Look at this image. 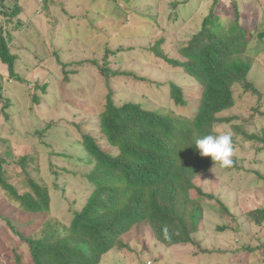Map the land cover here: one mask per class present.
Here are the masks:
<instances>
[{
    "label": "rangeland",
    "instance_id": "374dc122",
    "mask_svg": "<svg viewBox=\"0 0 264 264\" xmlns=\"http://www.w3.org/2000/svg\"><path fill=\"white\" fill-rule=\"evenodd\" d=\"M174 1L178 0H135L127 6L118 0H0V26L14 37L12 50L19 57L17 74L25 80L9 81L7 74L2 75L0 153L6 159L7 155L19 159L27 154V147L32 148L34 163L28 165V171L50 190L48 219L69 225L89 196L86 176L92 166L87 164L88 154L79 141L83 133H92L106 145L99 115L110 90L119 106L139 103L185 120L194 114L200 86L151 49L155 42L166 39L162 50L178 58V50L188 43L207 14V3L199 5V0H191L182 9L185 20L177 21L170 18ZM235 1L243 24L254 30L264 22V0ZM233 4L222 0L216 13L233 20ZM150 6L159 26L146 16ZM17 9L14 16L10 15ZM107 49L106 66L120 76L107 81L95 66H73L86 61L102 66ZM257 50L249 78L263 98L248 93L235 108L222 114L232 121L215 131L217 135L231 134L232 159L238 167L229 172L218 164L196 180L205 194H213L221 202L199 197L205 212L200 232L195 235L197 243L166 247L141 224L124 237L127 247H114L101 264H264V222L255 224V211L264 210V141L249 140L242 134L244 131L264 139V42ZM5 67L0 64V71ZM38 83L48 84L44 93ZM171 84L184 90L188 106L174 103ZM234 125L241 131L236 132ZM47 128L46 135L37 133ZM20 172L8 171L5 179L24 193L22 179L16 175ZM40 220V216L19 209L0 188V264H31L29 248L17 233L40 237L44 226Z\"/></svg>",
    "mask_w": 264,
    "mask_h": 264
},
{
    "label": "trees",
    "instance_id": "16d2710c",
    "mask_svg": "<svg viewBox=\"0 0 264 264\" xmlns=\"http://www.w3.org/2000/svg\"><path fill=\"white\" fill-rule=\"evenodd\" d=\"M118 1L127 6L135 3V0ZM190 1L172 2L170 18L185 20L182 9L190 5ZM221 1L199 0V5L207 3V14L188 43L178 50V58H171L162 50L166 39L155 42L151 49L155 56L182 70L200 86L197 107L190 119L139 103L119 106L109 89L105 108L99 115L100 133L106 145L92 133H83L80 137L79 142L89 157L87 164L92 166L86 176L90 193L82 209L74 212L69 225L48 219L52 202L50 190L28 171V165L34 163L32 148L27 147V154L19 159L14 155H7L9 159H6L0 153V188L19 209L40 216L41 224L44 223L40 237L17 233L21 243L29 248L31 264H101L105 254L114 247H127L124 237L136 232L141 224L146 225L152 238L166 247L197 243L195 235L200 232L205 212L199 197L221 202L196 185V180L215 163L210 156H200L195 142L205 135H217L218 126L230 124L232 120L222 114L235 108L246 94L263 98L249 74L256 64L259 52L256 48L264 42V22L254 30L243 24L235 0H231L234 19L220 16L216 8ZM17 11L19 9L10 15L14 16ZM147 13L159 26L152 6ZM4 27L0 26V64L6 67L0 71V99L5 74L9 81H25L17 74L19 57L12 50L14 37L6 34ZM109 51L107 49L102 66L96 61L73 66H95L109 81L111 77L120 76V72L106 66ZM61 65L67 67V64ZM123 75L133 77L134 74ZM137 80L148 81L146 78ZM37 87L44 93L48 84L38 83ZM170 91L177 106H188L189 101L180 86L171 84ZM34 98L39 101L37 96ZM4 115L8 116L6 112ZM232 127L236 132L241 131L237 125ZM47 131L48 128L37 133L46 135ZM242 134L249 140L264 141L256 134L244 131ZM237 167L234 159L232 166L224 169L230 172ZM17 169L21 171L16 175L22 179L24 193L5 179L8 171ZM255 212V224L260 226L264 222V210Z\"/></svg>",
    "mask_w": 264,
    "mask_h": 264
},
{
    "label": "clouds",
    "instance_id": "9594fccd",
    "mask_svg": "<svg viewBox=\"0 0 264 264\" xmlns=\"http://www.w3.org/2000/svg\"><path fill=\"white\" fill-rule=\"evenodd\" d=\"M195 148L200 156L211 157L215 165L228 168L233 164L234 144L230 133L205 135L195 142Z\"/></svg>",
    "mask_w": 264,
    "mask_h": 264
},
{
    "label": "built area",
    "instance_id": "2783aa9c",
    "mask_svg": "<svg viewBox=\"0 0 264 264\" xmlns=\"http://www.w3.org/2000/svg\"><path fill=\"white\" fill-rule=\"evenodd\" d=\"M148 264H152V263L149 262Z\"/></svg>",
    "mask_w": 264,
    "mask_h": 264
}]
</instances>
